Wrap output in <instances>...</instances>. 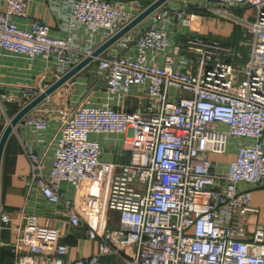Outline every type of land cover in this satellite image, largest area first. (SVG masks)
<instances>
[{"label":"built area","instance_id":"obj_1","mask_svg":"<svg viewBox=\"0 0 264 264\" xmlns=\"http://www.w3.org/2000/svg\"><path fill=\"white\" fill-rule=\"evenodd\" d=\"M0 2V51L39 59L59 78L144 10L135 0H67L57 34L36 20L23 24L27 0ZM195 10L247 32L244 64H235L233 45L177 38ZM93 62L91 95L25 115L17 145L29 165L25 206L37 199L61 208L97 253L68 259L58 231L23 208L16 219L0 214V228L14 233L6 245L13 264L40 256L100 264L108 255L121 264H264V222L249 235L244 228L261 212L250 207L252 192L264 189V0H168ZM43 91L25 88L0 103L19 111ZM104 137L120 143L127 163L103 156ZM105 212L117 214L119 229L105 228Z\"/></svg>","mask_w":264,"mask_h":264},{"label":"crops","instance_id":"obj_2","mask_svg":"<svg viewBox=\"0 0 264 264\" xmlns=\"http://www.w3.org/2000/svg\"><path fill=\"white\" fill-rule=\"evenodd\" d=\"M135 1L143 9L148 6L145 2H150V0ZM176 1L170 0V3L173 4ZM1 2L0 10H4L5 4ZM67 12V0H27L26 16L22 21L23 24H28L32 20L39 21L46 25L50 31L58 34L60 24L62 23L61 16ZM190 14L193 19L192 28H183L182 34L177 37L179 40H185L186 37H189L202 41H217L226 45H234L237 43V40L235 41L236 38L232 39L234 35L232 28L229 25L223 24L218 18L199 10L191 11ZM245 35H247V32H245ZM94 67V62L84 67L67 83L46 98L35 110H32V113H44L45 109H43V106L48 104L59 107L65 103H74L82 98L89 97L94 85ZM87 70L89 76L91 75L90 79L89 76L86 78L82 75ZM54 71L55 69L51 73L49 69H45L43 62L39 59L27 61L23 58L11 56L0 51V96L8 94L18 95L25 88L38 87L45 90L59 78L58 73ZM99 93L103 94V90H100ZM133 102L137 105L139 100H134ZM14 105L10 102L0 103V136L2 130L8 124V120L12 117L9 114V110L16 106ZM20 133L19 126H16L10 134L3 150L0 177V214H8L12 219H16L23 208H25L24 210L27 213L37 214L41 225L52 227L58 231L59 242L67 246V258L70 260L96 254L98 243L96 241H89L86 238L83 226L71 227L68 217L61 208L50 207L37 199L31 200L25 206L26 181H23L21 177L28 175L29 165L27 158L17 145V138ZM54 135V130L49 129L44 132L43 137L51 141ZM103 140V156H110L118 163L128 162L129 154L127 151L121 150L118 141L116 142L108 137H104ZM217 157L210 155L209 159L215 161ZM83 188L86 194L89 193L85 187ZM77 200V210L80 216L85 219V206H83L79 198ZM105 214L107 215V220L103 221L105 228L107 230L119 229L117 214L114 212H105ZM260 222H264V211L260 212L259 216L248 215L244 223L246 233L249 235L255 224ZM13 242L14 233L0 228V264H13L12 252L6 246ZM123 255L131 257L132 250L129 248L126 249ZM35 264H50V262L46 256H40L35 258ZM100 264H121V262L116 256L108 255L100 258Z\"/></svg>","mask_w":264,"mask_h":264},{"label":"water","instance_id":"obj_3","mask_svg":"<svg viewBox=\"0 0 264 264\" xmlns=\"http://www.w3.org/2000/svg\"><path fill=\"white\" fill-rule=\"evenodd\" d=\"M168 0H155L144 10L138 14L128 25L122 28L119 32H117L113 37H111L104 44L99 46L91 56L82 60L79 64L61 76L58 80L52 83L47 89L41 92L36 98H34L31 102H29L25 107L21 110L17 111L9 120L8 124L2 130L0 136V177H1V161L3 150L6 145V142L12 133L13 129L18 125L20 120L34 110L37 106H39L46 98L52 95L56 90L62 87L65 83H67L71 78H73L76 74H78L84 67L91 64L93 60L98 57L103 51H105L110 45L115 43L120 37H122L125 33L130 31L136 25H138L141 21H143L148 15H150L154 10L162 6Z\"/></svg>","mask_w":264,"mask_h":264},{"label":"rangeland","instance_id":"obj_4","mask_svg":"<svg viewBox=\"0 0 264 264\" xmlns=\"http://www.w3.org/2000/svg\"><path fill=\"white\" fill-rule=\"evenodd\" d=\"M115 0H110L111 3H113ZM120 1V0H116ZM225 25H229L230 28H232V31L234 32V35L232 36V39L237 40V43H235L233 46L236 48V52L238 54V58L236 60L237 65H242L246 62L247 56L249 54V46L247 45V40L249 36L245 35V30H243L239 25L225 21L223 19H218ZM252 21V20H251ZM250 21V22H251ZM89 70V69H88ZM88 70L86 73H82L83 77L88 78L89 72ZM88 72V73H87ZM91 78V75L89 76V79ZM103 87V86H102ZM100 89H103L100 87ZM58 95V93H57ZM133 99L131 100L130 98H127V102H132ZM44 107V108H43ZM42 108L45 109V113H50L52 114L54 110L58 109L56 105L48 104L43 106ZM222 157V158H221ZM226 158L223 156H218L215 161H224ZM250 207L256 208L260 210L261 212L264 211V189L258 190V191H253L251 194V200H250Z\"/></svg>","mask_w":264,"mask_h":264},{"label":"trees","instance_id":"obj_5","mask_svg":"<svg viewBox=\"0 0 264 264\" xmlns=\"http://www.w3.org/2000/svg\"><path fill=\"white\" fill-rule=\"evenodd\" d=\"M145 4H149V2L147 1V2H145ZM144 103H143V101H139L138 103H137V106L138 107H142V105H143ZM15 106V105H14ZM16 111H17V106H15V107H13L11 110H9V114H10V116H13L15 113H16ZM1 257V256H0Z\"/></svg>","mask_w":264,"mask_h":264}]
</instances>
